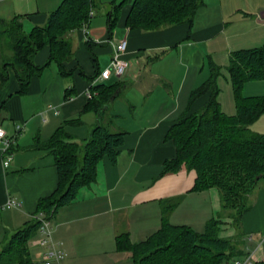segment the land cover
<instances>
[{"label":"crops","instance_id":"0c3cea01","mask_svg":"<svg viewBox=\"0 0 264 264\" xmlns=\"http://www.w3.org/2000/svg\"><path fill=\"white\" fill-rule=\"evenodd\" d=\"M62 1L0 0V20L19 16L23 30L29 32L42 26ZM130 1L111 26L112 0H95L88 23L67 34L72 54L64 63L65 73L56 62H47L50 49L44 45L34 56L35 64L43 68L30 78L25 92H19L12 70L0 86V127L14 136L7 167L0 151V249L13 231L35 216L38 200L57 186L53 156L35 144L46 141L61 125L81 142L98 124L96 112L83 111L94 81L118 85L101 121L111 131H124L125 136L116 160L104 156L97 164L95 181L80 188L76 198L60 206L51 218L53 239L65 254L59 264H133L129 252L117 250L115 238L127 233L132 242H138L156 231L162 223L165 199L174 201L167 213L172 224L200 232L210 218L219 216L225 221L222 236L238 233L222 209L216 188L193 190L194 169L160 172L164 161L176 155L174 142L165 139L169 128L200 109L209 97L207 92L189 102L190 93L209 77L210 63L221 67L219 82L227 73L219 64L221 54L229 58L232 50L264 44V0H202L191 22L149 31L126 27ZM123 39L125 72L98 80L114 46ZM216 43L223 48L215 47ZM255 86L260 87L248 96L264 94V86ZM74 119L79 124H65ZM19 123L23 129L15 134ZM249 127L264 133V113ZM10 198L18 205L7 208ZM249 202L240 228L243 250L259 261L264 259L263 183L249 195ZM36 239L29 241L33 247L29 248V264H43L44 248Z\"/></svg>","mask_w":264,"mask_h":264},{"label":"trees","instance_id":"16d2710c","mask_svg":"<svg viewBox=\"0 0 264 264\" xmlns=\"http://www.w3.org/2000/svg\"><path fill=\"white\" fill-rule=\"evenodd\" d=\"M127 1L112 0L115 13L111 26ZM94 3L95 0H63L48 14L42 26H35L29 32L23 30L19 16L9 21L0 20V38L8 39L11 50V57L2 60L0 86L8 80L12 70L19 82V92H25L30 78L43 68L35 64L34 56L44 45L50 49L47 62H56L65 73L64 63L72 54L67 34L88 23ZM201 4L202 0H131L125 24L130 29L149 31L191 22ZM225 68L233 88L236 113L227 115L221 109L217 97L221 67L211 62L209 77L190 93L189 102L207 92L209 97L200 109L184 115L169 128L165 139L174 142L176 155L164 161L160 175L182 167L194 169L193 190L216 188L222 209L238 233L233 237L222 236L225 221L219 216L210 218L200 232L188 225L172 224L167 213L174 201L165 199L162 223L156 231L138 242H132L127 233L115 238L117 250L129 252L133 264H234L235 260L249 256L243 250L242 217L250 209L249 195L264 183V133L255 132L249 126L264 113V94L244 96L242 89L246 82L264 80V44L232 50ZM117 89L116 83L90 85L92 95L87 97L83 111L92 110L99 118L98 124L81 142L61 125L46 141L35 144L53 156L58 183L50 195L38 200L35 216L5 240L0 249V264H29V241L38 238L40 221L37 217L51 219L60 206L76 198L80 188L94 182L97 164L104 156L113 162L116 160L125 132L111 131L101 118ZM69 94L70 89L65 95ZM79 122L74 119L65 124ZM254 264H264V259Z\"/></svg>","mask_w":264,"mask_h":264},{"label":"built area","instance_id":"2783aa9c","mask_svg":"<svg viewBox=\"0 0 264 264\" xmlns=\"http://www.w3.org/2000/svg\"><path fill=\"white\" fill-rule=\"evenodd\" d=\"M126 48V40H121L114 46L110 62L108 66L99 74L98 80H107L112 74L121 75L125 72L128 62L123 57ZM95 81L92 83L94 84ZM91 92L87 93V97H91ZM23 129V124L15 125V134ZM14 136H9L0 127V151L3 155V166L7 167L12 159V152L10 150ZM18 202L13 198L7 199L5 206L7 208L17 206ZM37 219L40 221L38 227V238L36 243L38 246L44 248L41 259L43 264H59L64 258V251L60 248V243L53 239L51 219L44 216H38ZM234 264H254L251 256H247L244 259H237Z\"/></svg>","mask_w":264,"mask_h":264},{"label":"rangeland","instance_id":"374dc122","mask_svg":"<svg viewBox=\"0 0 264 264\" xmlns=\"http://www.w3.org/2000/svg\"><path fill=\"white\" fill-rule=\"evenodd\" d=\"M0 39H1L0 40V67H1L2 60H4V59L7 60L11 57V50L8 48V43H7L8 39L5 36H2ZM261 45H259V46H261ZM215 47L222 49L223 44L216 43ZM221 57H222L223 61L221 60ZM221 57L219 56V62H221L219 64H221L222 66H226L227 61H228V55H226V54L222 55L221 54ZM224 73H225L224 74L225 77H224V75L219 77L220 78L219 82H218L219 93H218L217 97H218L219 102L221 103L222 111L227 115H233L236 113L233 88H232V84H231V81L229 79L228 73H226V72H224ZM261 81L263 82V84H262V82H258V81L246 82L243 89H242V94L244 96H248V94H253V92H256V90H258V87H260V86H255V85H262V88H263L264 80H261ZM256 83H258V84H256ZM262 183H260V184H262ZM29 248L31 250L33 247L30 245Z\"/></svg>","mask_w":264,"mask_h":264}]
</instances>
